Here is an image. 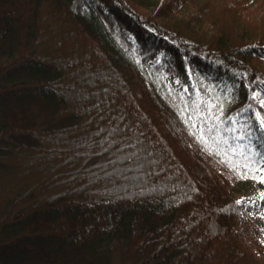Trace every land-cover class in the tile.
Segmentation results:
<instances>
[{
  "label": "trees",
  "instance_id": "obj_1",
  "mask_svg": "<svg viewBox=\"0 0 264 264\" xmlns=\"http://www.w3.org/2000/svg\"><path fill=\"white\" fill-rule=\"evenodd\" d=\"M252 7L0 0V264H264L236 197L264 180Z\"/></svg>",
  "mask_w": 264,
  "mask_h": 264
},
{
  "label": "rangeland",
  "instance_id": "obj_2",
  "mask_svg": "<svg viewBox=\"0 0 264 264\" xmlns=\"http://www.w3.org/2000/svg\"><path fill=\"white\" fill-rule=\"evenodd\" d=\"M252 7L248 13L250 17L260 19L264 14V9ZM264 65V56L262 57ZM91 71H85L89 75ZM171 83L180 92L184 93L186 87L175 78H171ZM259 90L255 96L264 107V81L259 80ZM261 127L264 129V113L258 114ZM240 208L239 228L241 236L246 245L253 249L258 255L264 258V180L253 181L247 187L236 192Z\"/></svg>",
  "mask_w": 264,
  "mask_h": 264
},
{
  "label": "snow or ice",
  "instance_id": "obj_3",
  "mask_svg": "<svg viewBox=\"0 0 264 264\" xmlns=\"http://www.w3.org/2000/svg\"><path fill=\"white\" fill-rule=\"evenodd\" d=\"M211 131V129H209ZM229 131H235V129H229ZM201 139H203V131L201 132Z\"/></svg>",
  "mask_w": 264,
  "mask_h": 264
}]
</instances>
